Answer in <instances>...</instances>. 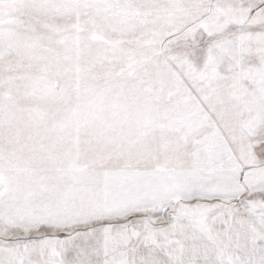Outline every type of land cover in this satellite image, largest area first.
I'll return each instance as SVG.
<instances>
[{"label":"snow or ice","instance_id":"1","mask_svg":"<svg viewBox=\"0 0 264 264\" xmlns=\"http://www.w3.org/2000/svg\"><path fill=\"white\" fill-rule=\"evenodd\" d=\"M0 264H264V0H0Z\"/></svg>","mask_w":264,"mask_h":264}]
</instances>
